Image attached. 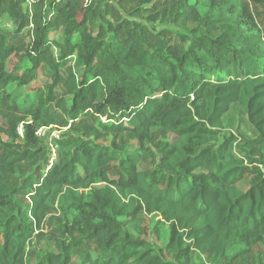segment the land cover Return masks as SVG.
I'll return each mask as SVG.
<instances>
[{"label":"trees","instance_id":"trees-1","mask_svg":"<svg viewBox=\"0 0 264 264\" xmlns=\"http://www.w3.org/2000/svg\"><path fill=\"white\" fill-rule=\"evenodd\" d=\"M32 1L0 0V264H264V0Z\"/></svg>","mask_w":264,"mask_h":264},{"label":"rangeland","instance_id":"rangeland-1","mask_svg":"<svg viewBox=\"0 0 264 264\" xmlns=\"http://www.w3.org/2000/svg\"><path fill=\"white\" fill-rule=\"evenodd\" d=\"M32 2H33L32 0H22L21 7H22V10H23V13L25 14V16H26L27 18H30V17L32 16L33 11H34V7H33V3H32ZM0 25H1L2 27H4L5 29H7L8 31H10V30L12 29L10 23H9L7 20H3V21L0 23ZM158 29H160V28L157 27V30H158ZM56 36H57V34H55V35L53 36V38H56ZM0 131H2V130L0 129ZM59 135H60V132H59V131H56L55 129L53 130V128H52V129L47 128V130H46L45 133H44V136H42L41 139H44V140H42V141H43V143H45V145H47V143H48V144L50 143L51 139H54L55 137L58 138ZM0 136H1V138H2L3 140H6V139H5L6 137H4L2 133H0ZM47 227H48L47 230H45L46 238H47V240H48V239L51 240V239H50V237H51V232L54 230V228H55L56 226H55V224H49ZM151 240L154 241L153 239H151ZM46 242H47V241H46ZM156 243H157V242H156ZM44 245H45V243H44ZM157 245H158V246H161L160 244H157ZM34 247H35V249H36L37 251L40 249L39 246H37V247L34 246ZM44 247H46V245H45Z\"/></svg>","mask_w":264,"mask_h":264},{"label":"built area","instance_id":"built-area-1","mask_svg":"<svg viewBox=\"0 0 264 264\" xmlns=\"http://www.w3.org/2000/svg\"><path fill=\"white\" fill-rule=\"evenodd\" d=\"M46 129H39L37 132H36V136L41 138L42 136H44V133H45ZM18 134L21 135L22 134V128L19 127L18 128ZM56 138V137H55Z\"/></svg>","mask_w":264,"mask_h":264}]
</instances>
